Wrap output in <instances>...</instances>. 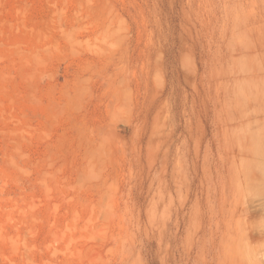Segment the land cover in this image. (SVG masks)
I'll return each mask as SVG.
<instances>
[{"label":"rangeland","instance_id":"obj_1","mask_svg":"<svg viewBox=\"0 0 264 264\" xmlns=\"http://www.w3.org/2000/svg\"><path fill=\"white\" fill-rule=\"evenodd\" d=\"M0 264H264V0H0Z\"/></svg>","mask_w":264,"mask_h":264}]
</instances>
